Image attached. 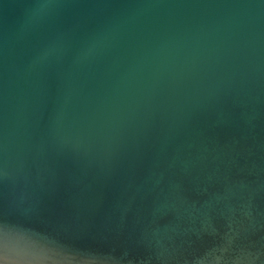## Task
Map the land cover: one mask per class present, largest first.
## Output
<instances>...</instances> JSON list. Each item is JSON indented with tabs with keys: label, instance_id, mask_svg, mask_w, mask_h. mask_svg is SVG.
Segmentation results:
<instances>
[{
	"label": "water",
	"instance_id": "water-1",
	"mask_svg": "<svg viewBox=\"0 0 264 264\" xmlns=\"http://www.w3.org/2000/svg\"><path fill=\"white\" fill-rule=\"evenodd\" d=\"M0 264H264V0H0Z\"/></svg>",
	"mask_w": 264,
	"mask_h": 264
}]
</instances>
